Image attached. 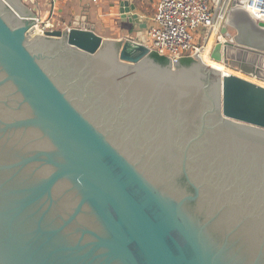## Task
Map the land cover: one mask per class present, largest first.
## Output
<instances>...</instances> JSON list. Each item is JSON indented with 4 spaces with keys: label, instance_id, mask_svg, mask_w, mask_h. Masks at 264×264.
Instances as JSON below:
<instances>
[{
    "label": "water",
    "instance_id": "water-1",
    "mask_svg": "<svg viewBox=\"0 0 264 264\" xmlns=\"http://www.w3.org/2000/svg\"><path fill=\"white\" fill-rule=\"evenodd\" d=\"M135 11L35 35L0 0V264H264V87L220 72L264 82V23L162 65Z\"/></svg>",
    "mask_w": 264,
    "mask_h": 264
},
{
    "label": "built area",
    "instance_id": "built-area-1",
    "mask_svg": "<svg viewBox=\"0 0 264 264\" xmlns=\"http://www.w3.org/2000/svg\"><path fill=\"white\" fill-rule=\"evenodd\" d=\"M26 2V0H24ZM31 8L37 11L38 7L32 0ZM50 7L56 9L62 0H48ZM89 1V0H86ZM97 4V0H90ZM149 2L152 15L149 18L139 15L146 23L144 36L146 47L151 54H157L169 60L193 59L200 57L204 44L210 34L216 31V36L221 35L223 21L227 10L233 1L236 7L241 8L255 22L264 23V0H221L219 11L214 15V7L210 0H146ZM147 20V21H146ZM41 20L38 19L37 24ZM50 27V28H49ZM202 29L204 44H195V35ZM52 30V25L47 22L43 31Z\"/></svg>",
    "mask_w": 264,
    "mask_h": 264
},
{
    "label": "rangeland",
    "instance_id": "rangeland-1",
    "mask_svg": "<svg viewBox=\"0 0 264 264\" xmlns=\"http://www.w3.org/2000/svg\"><path fill=\"white\" fill-rule=\"evenodd\" d=\"M32 1H34V3L38 7L37 14L38 18L41 20L37 24L38 30H43L47 22L52 25V30H64L71 27V24L73 23V20L76 16H81L80 19L82 17H86V21L94 25L96 34L101 36L102 38L114 39L122 42L125 38L131 35L129 33L130 29H132L130 24L122 22L119 17V10L118 12L116 10L119 9L121 0H102V2H99V4L98 2L97 4H94L90 0H62L57 5L56 9L50 7L48 0ZM25 3L27 5H31L28 0H26ZM136 3L140 8V14L146 16V18H149L152 15L153 10L151 9L149 2H147L146 0H136ZM137 14H139V12ZM226 19L227 16H225L224 18L223 26L225 25ZM233 24L234 26L240 25L242 28L250 30L252 32L251 28L246 26L244 22L240 21L239 16L235 17ZM228 31L230 34H234L235 32L232 28H229ZM203 33L204 32L202 31V29H198L196 31L195 44H204ZM131 36H134V34H132ZM223 38H225V40H228L227 37ZM214 43L215 40L213 42V45ZM224 67L230 70V75H235L246 80L248 79L249 81L257 85L264 87L263 81L246 74L243 75L242 72L236 69L227 66Z\"/></svg>",
    "mask_w": 264,
    "mask_h": 264
},
{
    "label": "bare ground",
    "instance_id": "bare-ground-1",
    "mask_svg": "<svg viewBox=\"0 0 264 264\" xmlns=\"http://www.w3.org/2000/svg\"><path fill=\"white\" fill-rule=\"evenodd\" d=\"M237 8H239V7H237ZM237 12V11H236ZM236 12H233V13H231V14H229V16H228V21H229V23L230 24H233V22H234V19H235V17L236 16H239V19H240V21L241 22H246L248 19L244 16V15H242V14H240V13H236ZM254 26V25H253ZM239 27L241 28V26L239 25ZM33 32H34V34L35 35H37V34H40V32H39V30L37 29V26H35V28L33 29ZM216 31H213L212 33H211V35H210V37H209V39H208V42H207V44L205 45V47H204V49H203V51H202V53H201V55H200V59H201V61H207V60H211V58H210V50H211V47H212V45H213V42H214V40L216 41L217 39L220 41V42H223L224 40H223V36H221V37H219V38H217V36H216V33H215ZM234 71V70H233ZM220 72L223 74V75H230V70L229 69H227L226 67H224L221 63H220ZM244 75V74H243ZM248 78H250V77H248ZM248 80V79H247Z\"/></svg>",
    "mask_w": 264,
    "mask_h": 264
},
{
    "label": "crops",
    "instance_id": "crops-1",
    "mask_svg": "<svg viewBox=\"0 0 264 264\" xmlns=\"http://www.w3.org/2000/svg\"><path fill=\"white\" fill-rule=\"evenodd\" d=\"M107 1V0H106ZM113 1V0H112ZM123 1H126V0H121V3L123 2ZM97 2H98V4H99V2H102V0H97ZM115 2V1H114ZM127 2H128V5L130 6V5H134V7H135V9H136V11L135 12H139V14H138V16L139 15H142V14H140V8H139V6H138V4L136 3V0H127ZM210 4L214 7V15H215V13H216V11H217V9H218V11H219V9H220V6H221V0H210ZM218 6H219V8H218ZM117 10V12H118V10L119 9H116ZM237 11V12H236ZM227 12L228 13H233V12H236V13H240V14H246L243 10H241V8H237V7H232V6H230L229 8H228V10H227ZM228 13H227V15H228ZM226 15V16H227ZM247 19H248V17L246 16V15H244ZM81 17V16H80ZM119 17H120V14H119Z\"/></svg>",
    "mask_w": 264,
    "mask_h": 264
},
{
    "label": "trees",
    "instance_id": "trees-1",
    "mask_svg": "<svg viewBox=\"0 0 264 264\" xmlns=\"http://www.w3.org/2000/svg\"><path fill=\"white\" fill-rule=\"evenodd\" d=\"M151 57L155 60V61H157L158 63H160V64H162V65H165V64H167L168 63V59L167 58H165V57H161V56H159V55H157V54H151ZM181 63L183 64V65H189L190 63H192V59H182L181 60Z\"/></svg>",
    "mask_w": 264,
    "mask_h": 264
}]
</instances>
